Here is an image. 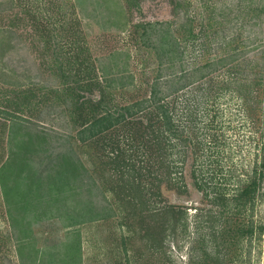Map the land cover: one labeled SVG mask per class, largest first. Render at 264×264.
Instances as JSON below:
<instances>
[{
  "label": "trees",
  "instance_id": "1",
  "mask_svg": "<svg viewBox=\"0 0 264 264\" xmlns=\"http://www.w3.org/2000/svg\"><path fill=\"white\" fill-rule=\"evenodd\" d=\"M72 2L81 16L82 12H87V16L94 17L96 14L97 17V11L102 8L100 14L105 16L106 12L111 16L104 23L111 22L126 31L130 25L128 12L138 8L141 0ZM261 6L257 7L258 15L264 14V3ZM181 10V1L175 2V15L178 16ZM118 21L121 23L117 24ZM195 22L188 19L175 23L178 28L168 21L134 23L131 30L133 38L147 54L140 69L145 77L140 85L145 84L146 94L127 103L111 104L116 93L135 94L142 88L138 87L133 52L130 49L112 51L98 65L101 74L90 77L89 73L96 70L92 69L94 62H90L87 56L76 57L77 46L81 53H85L83 47L88 42L81 27H78L80 20L77 17L66 22L65 31H69L66 40L55 42L57 73L64 86L62 91L72 103L70 108L75 122L80 126L77 137L81 142L90 145L102 138L107 139L111 141L114 155L106 154L110 161L121 158L131 165L134 146L126 142L130 149L118 150L120 141L114 137L127 136L133 143L142 142L141 147L145 148L150 147V142L151 148L156 150L153 151L159 158L158 162L166 169V175L158 181L157 190L161 188L163 179L169 177L167 173L171 174L175 168L172 160L175 151L182 162V176L181 180H176L177 185H171V188L177 186L182 191L188 190L185 176L186 168L190 167L194 186L209 199L210 204L207 219L198 224L200 227L207 224V235L200 246H194L199 240L193 243L191 264H252L254 244L261 241L264 233V220L256 218L258 205L264 200V44L258 47L257 53L252 54L249 45H243L242 39L238 43L232 32L216 45L215 53H211L206 62L191 69L185 68L187 48L180 34L191 36L190 39H195V45L204 33L203 23L196 31ZM75 31L76 42L68 40ZM13 34L11 27H0V51L5 49V44L12 42ZM187 53H192V50L188 49ZM26 73L23 71V75ZM19 75L22 77L17 69L8 64L5 54L1 55L0 52V85L24 86ZM202 81L205 82L202 85L208 84L201 87L207 102L192 108L186 100L185 104L184 101L180 103L178 92ZM225 94H231L241 101L242 109L249 114L254 130L260 135L256 141L258 152L253 164L243 172L245 177L234 174L236 186L233 187L228 184V179H225V183L218 181L216 171L210 169L215 164L212 150L220 144H217L218 139L212 133V137H209V129L219 125L222 114L215 102ZM211 101L215 104L212 109L214 114L206 121L205 117L211 115ZM23 103L2 111L8 124V153L0 166V186L19 259L23 264H82L81 227L112 218L114 209L96 201L92 194L93 187L86 179L88 172L83 159L76 156L74 151L56 152L52 148L51 131L28 117ZM119 128L127 131L119 134ZM155 136L156 141L153 142ZM46 158L49 164L39 168L38 164ZM131 187L141 192L148 189L145 186V190H142L140 183ZM151 211L145 214L151 217V221L144 218V222L152 238L155 237V229L156 233L161 227V232L165 231L163 227L170 219L173 227H177L187 218L185 211L175 205L159 212L153 211L154 214ZM161 213L165 215L161 216ZM167 215H170V219L165 218ZM45 220L64 223V227L70 228L68 236L73 239L60 242L62 249L58 247L59 243L50 248L39 246L35 227ZM255 259L258 261L259 255Z\"/></svg>",
  "mask_w": 264,
  "mask_h": 264
},
{
  "label": "rangeland",
  "instance_id": "2",
  "mask_svg": "<svg viewBox=\"0 0 264 264\" xmlns=\"http://www.w3.org/2000/svg\"><path fill=\"white\" fill-rule=\"evenodd\" d=\"M8 1L0 5V27H11L14 34L12 42L5 44V49H1L0 52L1 55L5 54L8 64L17 69V73L22 74V77L20 75L19 77L24 86L0 85V166L8 153V124L2 111L13 109L20 102H25L23 105L26 115L51 131L52 148L56 152L74 151L76 156L83 159L88 172L86 179L93 187L92 194L95 195L96 201L114 209L112 218L81 227L82 264H191L189 260L193 243L199 240L194 246H200L204 236L207 235V224L201 227L198 224L200 225L203 219H207L206 213L210 209V204L209 199H206L194 186L190 167L186 168L185 176L188 190L182 191L183 189L177 186L171 188V185H177L176 180H181L182 176V166H180L182 162L178 159L180 155L175 151L172 156L175 168L171 170V174L167 173L169 177L163 179L161 188L157 190L158 181L161 176L166 175V169L164 168V171L163 165L158 162L159 158L154 153L156 150L151 148L150 142V147L145 148L141 147L142 142L133 143L127 136L114 137L120 141L118 150H129L130 146L125 144L126 142L134 146L131 152L133 165L121 158L111 162L106 154L109 153L112 157L114 155L110 147L111 141L107 139L102 138L90 145L81 142L77 137L80 126L74 120L70 108L72 103L62 91L64 86L57 73L56 56L54 58L55 42L66 40V33L69 34V31H65L68 25L66 22L77 17L80 20L78 27H81L88 42L86 41L83 47L85 53H81L76 44V57L79 59L87 56L90 62H94L95 66H92V69L96 70L89 73L90 77L101 74L98 65L112 51L130 49L138 73V87L142 86V88L135 94L116 93L111 104L127 103L146 94L145 84L140 85L145 80L140 69L147 54L133 38L131 30L134 23L168 21L173 22V27L178 28L176 24L194 19L196 31L203 23L204 33L196 40L195 45H193L195 39H190L191 36L180 34L183 45L187 48L184 67L191 69L206 62L210 54L215 53L216 45L222 43L232 32L238 43L242 39L241 43L249 45L252 54L257 53L258 47L264 44V14L258 15L257 7H262L264 0H141L138 8L128 12L130 25L126 31L120 30L111 22L104 23L111 16L106 12H104L106 18L100 14L102 8L97 11V17L96 14L94 17H89L87 12H82L81 16L79 10L73 7L72 0H14L12 3ZM180 1L182 10L177 16L174 13V6L175 2L180 3ZM98 20L104 24H100ZM75 37H77L76 31L72 32L68 40L76 42ZM188 49H191L192 53L188 54ZM23 71L27 73L23 75ZM32 82L34 84H31ZM203 83L205 82L192 83L191 86L178 92L181 96L180 103L184 101L185 104L186 100L190 108L206 103L201 87L204 88L208 84L202 85ZM213 102H210L209 108ZM215 103L222 116L220 122L215 121L219 122L218 127L209 129V137L213 134L218 139L217 144L220 145L212 150L215 154L213 158L215 164H212L210 169L216 171L218 181L225 183V179H228L227 182L230 181L228 184L233 187L236 186L234 174H241V178L245 177L243 172L253 164L258 152L256 141L259 140L260 135L254 130V124L249 114L242 109L238 98L225 94ZM214 105L209 110L211 115L205 117L206 121H209L214 114L212 110ZM125 131H127L125 128H119V134ZM152 140L156 141V136ZM48 164L46 158L38 164V167L44 168ZM139 183L142 190H145V186L148 189L141 192L131 187ZM172 205L182 208L187 218L177 227H173L170 215H167L165 218L170 221L163 227L166 232H161V227L157 233L155 229L157 240L155 237H149L150 231L144 218L151 221V217L145 214L150 210L159 212ZM153 211L151 214H154ZM164 215L161 213V216ZM256 218L264 220V200L258 205ZM63 224L55 220L38 223L35 227L38 245L50 248L53 244L59 243L58 247L62 249L60 242L73 239L67 234L70 228L64 227ZM254 245L252 264H264V233L261 241H256ZM258 255L257 261L255 258ZM0 264H23L11 236L10 221L1 186Z\"/></svg>",
  "mask_w": 264,
  "mask_h": 264
}]
</instances>
